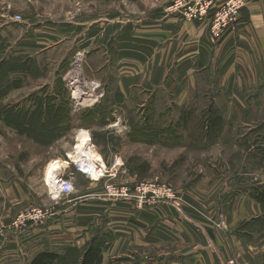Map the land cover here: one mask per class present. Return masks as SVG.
Returning <instances> with one entry per match:
<instances>
[{"label": "rangeland", "instance_id": "374dc122", "mask_svg": "<svg viewBox=\"0 0 264 264\" xmlns=\"http://www.w3.org/2000/svg\"><path fill=\"white\" fill-rule=\"evenodd\" d=\"M131 1L133 3L124 0H0V264H28L41 251L62 252L68 245L77 246L75 239L63 242L60 235L63 229L46 230V222L55 214L60 215L57 208L65 203L50 199L51 186L46 182L50 183L49 170L58 162L65 163L66 177L73 172L69 164L75 161L69 154L77 144L76 135L81 129L87 132L93 159L116 167L119 183H166L174 191L194 187L206 194L218 182L264 186V176L262 179L256 176L264 174L263 165L256 164L257 159L264 160V153L252 148L264 145V112H233L224 118L216 117L218 127L210 132L206 115L213 112L208 106L203 107L202 100L196 103V108L180 111L173 101L175 95L160 92L157 89L160 86L146 84L149 78L150 82L160 78L163 69L157 70L155 77L151 69L136 71L143 55L150 58L147 46L121 42L131 51L121 65L122 70L116 68L118 58L116 66L111 64L109 69H100L105 56L92 57L91 54L100 46H93L85 56L76 51L75 42L81 39V33H89L92 24L105 23L101 26L104 32L108 29L106 21L112 25L134 20L156 8L155 0ZM168 6L165 13L175 15L166 12ZM16 15L21 20H13L11 24L10 18ZM48 25L65 33L64 37L58 38L57 44L25 49L27 39L31 38L30 30L40 34ZM24 29L29 32L25 34ZM100 42H105V38ZM147 44L154 47L150 41ZM122 45H111L110 51L117 52L123 49ZM150 53L154 56V50ZM84 57L90 58L89 68L81 72L80 58ZM167 70L164 84L170 88L174 75L172 70ZM153 71L155 73V69ZM128 73L134 80L130 83L133 88L116 102L114 89ZM87 82L89 85L96 82L101 93L96 97L88 95L94 87ZM49 97L54 98L52 103L57 104V109L61 108L59 103L68 102L60 125L64 129L48 142H41L46 131H38L37 126L27 131L23 123L32 120V116H24ZM86 97H92L91 101L83 103ZM19 120L23 123L18 124ZM71 180L75 193L92 184L81 177L75 178V174ZM179 198L180 208L193 207L191 211H196L199 207L190 205L182 196ZM52 206H55L54 214L45 222L27 229L11 227L26 210ZM261 216L258 220H248L250 228L256 230L250 237L255 239L249 240L253 245L257 238L264 239V216ZM221 224L225 226L221 222L218 227L225 229ZM150 252L134 250L130 256L117 259L112 256L105 264H139L142 257L162 251ZM234 257L239 264H244L241 256L235 254ZM262 258L264 260V254Z\"/></svg>", "mask_w": 264, "mask_h": 264}, {"label": "crops", "instance_id": "0c3cea01", "mask_svg": "<svg viewBox=\"0 0 264 264\" xmlns=\"http://www.w3.org/2000/svg\"><path fill=\"white\" fill-rule=\"evenodd\" d=\"M172 1L160 3L155 0V9L134 20L112 25L106 21L108 29L104 32L101 30L105 23L92 24L89 33H81V39L75 42L76 51L85 56L93 46H100L91 53L92 57L105 56L100 69H109L118 58L119 65L114 66L122 70L121 65L131 54L123 45L133 46L138 42L141 47L147 46L150 58L143 55L136 71L155 69V73L150 70L155 77L157 70L163 69L160 78L153 82L149 78L146 84L160 86L157 88L160 92L175 95L173 101L180 108L178 110L196 108V103L202 100L203 107L208 106V110L219 118L233 112H264V0H249L240 13L236 30L226 31L218 41L210 37L206 24L167 15L165 7ZM223 1L216 0V5ZM10 20L13 24L12 17ZM24 30L25 34L29 32V29ZM64 34L53 25L46 26L40 34L30 30L31 38L27 39L24 48L35 50L57 44ZM103 37L105 42H100ZM148 41L154 47L149 46ZM111 45H122L123 49L113 52ZM87 46H90L89 50ZM153 50L154 56L150 53ZM89 61L90 58H80L81 72ZM167 69L174 75L170 88L164 84ZM130 73L126 77L123 75L114 89V101L127 96L133 88ZM92 83L88 84L94 87L88 95L96 97L101 93L100 87L96 82ZM226 103L231 105L226 107ZM258 163L264 167V160L257 159ZM256 176L262 179L264 174ZM76 177L85 181L78 174ZM218 183L207 194L194 187L175 190L190 205L197 207L198 204L196 211H191L193 207L186 210L164 203L139 208L134 202L106 200L98 195L100 187L92 183L81 192L74 191L70 202L59 205L60 215L57 213L46 222V230L63 229L60 234L63 242L75 239L78 247H82L96 231L105 232L108 238L103 248L104 264L112 256L115 259L130 256L134 250L162 251L142 257L139 264H223L235 254L241 256L244 264H264V239L257 238L254 245L249 241L255 239L250 237L256 231L250 228L249 218L258 220L264 216L263 206L253 199V184ZM221 222L225 229L218 227Z\"/></svg>", "mask_w": 264, "mask_h": 264}, {"label": "built area", "instance_id": "2783aa9c", "mask_svg": "<svg viewBox=\"0 0 264 264\" xmlns=\"http://www.w3.org/2000/svg\"><path fill=\"white\" fill-rule=\"evenodd\" d=\"M248 3L249 0H224L221 4L216 5V0H174L166 12L178 15L186 21L206 24L210 37L214 41H218L226 31L236 29L240 13ZM13 20L19 22L21 17L16 15ZM70 164L69 168L74 173L70 172L69 177H66L62 171L54 180L57 193L55 198L49 195L53 201L70 202L69 199L75 191L71 177L74 174H79L89 183L97 184L101 189V193L98 195L106 200L134 202L139 208L157 203L181 206L178 194L166 183H119L117 182L118 169L108 167L103 161L101 163L95 161L92 165L79 162H71ZM93 174L98 175V178L92 177ZM54 207H32L21 213L11 227L13 229H27L31 226H37L54 214ZM223 228L226 226L223 225ZM223 264H239V262L235 257H231L225 260Z\"/></svg>", "mask_w": 264, "mask_h": 264}, {"label": "trees", "instance_id": "16d2710c", "mask_svg": "<svg viewBox=\"0 0 264 264\" xmlns=\"http://www.w3.org/2000/svg\"><path fill=\"white\" fill-rule=\"evenodd\" d=\"M53 101L54 98L49 97L48 101L41 103L38 107L36 106L34 111L26 113L24 117H27L28 115L32 116V120L28 123H23L20 120L18 121V124L23 123L27 131H31L34 126H37L36 129L38 131L40 129L43 130V132L46 131L47 135L45 139L41 138V142H46V140L48 142L50 139L54 138L53 136H57L62 129H64V127H60V125L67 112L68 102L63 101L59 103L58 105H60L61 108L57 109L55 107L57 104L52 103ZM56 112H59L58 115ZM206 116L207 125H209L211 129L210 132L215 131L218 127L217 118L213 113H209ZM49 130L53 131L48 133ZM32 134L36 135V133L33 132ZM252 148L254 151L259 150L264 153V145H254ZM251 190L253 199L264 208V186L258 187L253 185ZM107 238L108 234L105 232L96 231L82 247L68 245L62 250V252L41 251L35 254L28 264H104L103 248L107 242Z\"/></svg>", "mask_w": 264, "mask_h": 264}, {"label": "bare ground", "instance_id": "6f19581e", "mask_svg": "<svg viewBox=\"0 0 264 264\" xmlns=\"http://www.w3.org/2000/svg\"><path fill=\"white\" fill-rule=\"evenodd\" d=\"M77 99H78V97H77ZM79 100H80V98H79ZM90 101L91 100L88 98H85L84 100H82L83 103H86V102L88 103ZM76 141H77V144L74 146L72 152L69 154L70 158L73 161H75L76 163H78V162L79 163H86L89 165H92L95 161L101 163V160H98L96 158L93 159V157H92V154H91L92 147H91L90 143L88 142L86 131H84L83 129L78 130L77 135H76ZM64 167H65V163L62 164L61 162H58V163L54 164L48 173V179H49L50 183L46 182V179H45V182L51 186V196L53 198H55V195L57 193L56 192V185L54 184L55 183L54 180L56 179V176L59 173H62ZM92 177L98 178V175L93 174ZM57 197H58V195H57Z\"/></svg>", "mask_w": 264, "mask_h": 264}]
</instances>
